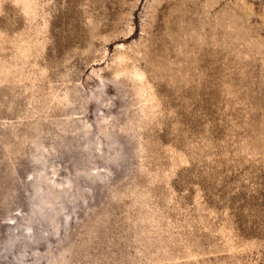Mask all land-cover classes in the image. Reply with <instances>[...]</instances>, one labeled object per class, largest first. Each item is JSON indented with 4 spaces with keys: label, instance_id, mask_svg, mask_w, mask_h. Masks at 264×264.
I'll return each instance as SVG.
<instances>
[{
    "label": "rangeland",
    "instance_id": "rangeland-1",
    "mask_svg": "<svg viewBox=\"0 0 264 264\" xmlns=\"http://www.w3.org/2000/svg\"><path fill=\"white\" fill-rule=\"evenodd\" d=\"M0 264H264V0H0Z\"/></svg>",
    "mask_w": 264,
    "mask_h": 264
}]
</instances>
